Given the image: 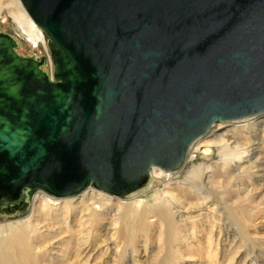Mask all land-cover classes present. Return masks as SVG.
I'll return each mask as SVG.
<instances>
[{
  "label": "water",
  "instance_id": "95a60500",
  "mask_svg": "<svg viewBox=\"0 0 264 264\" xmlns=\"http://www.w3.org/2000/svg\"><path fill=\"white\" fill-rule=\"evenodd\" d=\"M21 1L52 70L0 32V214L26 189L130 194L215 122L264 113V0Z\"/></svg>",
  "mask_w": 264,
  "mask_h": 264
},
{
  "label": "bare ground",
  "instance_id": "6f19581e",
  "mask_svg": "<svg viewBox=\"0 0 264 264\" xmlns=\"http://www.w3.org/2000/svg\"><path fill=\"white\" fill-rule=\"evenodd\" d=\"M2 10L6 14L3 15ZM9 18L25 32V42L31 50L43 47L48 51L46 57L52 65L45 33L36 25L21 0H0V27ZM262 114L215 122L206 134L190 145L182 164L185 166L181 180L174 177L176 173L153 166L147 184L156 181L161 186L159 184L160 188L155 190L151 203L131 198L130 202H122L118 197L114 202L105 195L96 196L94 189L107 192L94 186H88L75 198L68 199H64L66 196L53 197L39 189L32 198L26 217L0 223V264H106L108 250H113V259L116 253L113 264H123L129 247L141 250V258L148 259L149 264H179L182 258L194 257L186 254H190L191 247L198 246H190L189 238L177 235L180 230L178 222L191 212L197 213L194 217L200 223L208 220L220 227L224 241L229 239V246L236 244L235 239L240 236L242 243L246 236L242 233L246 230V214L237 212H246L251 202L250 196L255 190L251 183L264 184V161L260 162L264 158V121L256 118ZM212 148L217 154L213 163L192 161L197 154L208 157ZM232 184L238 195L236 202L220 196L224 187ZM105 208H113L112 218L109 226L99 230L105 217V212L100 209ZM154 224L163 226L165 233H174V237L164 243V249L162 247L144 256L148 249L146 241L142 239L140 247L137 243L140 238L149 236L150 227ZM212 230L210 226L206 242L208 250L205 256L209 260L217 259L220 240V234L212 240ZM179 238L181 242L177 243ZM109 240L115 241L113 249L108 244ZM213 242L215 249L211 250ZM256 244L260 245L259 242ZM239 248L240 245L237 246ZM234 257V254L229 256L225 264H233ZM256 258L258 264H264V247L259 248ZM92 260L94 262L91 263ZM141 262L136 258L131 261L132 264Z\"/></svg>",
  "mask_w": 264,
  "mask_h": 264
},
{
  "label": "rangeland",
  "instance_id": "374dc122",
  "mask_svg": "<svg viewBox=\"0 0 264 264\" xmlns=\"http://www.w3.org/2000/svg\"><path fill=\"white\" fill-rule=\"evenodd\" d=\"M2 13L4 15L6 14V11L2 10ZM0 32L8 33L16 38L17 42L19 43L17 52L20 55H23V56L34 55V54L44 55V56L48 55V51L45 50V48L43 47H39V50L38 49L31 50L27 42H25V37L27 35L20 27L14 24L11 18L8 19V22L6 24H3V23L1 24ZM44 36L47 39V36L45 34ZM44 69L46 71H50L52 69V65L49 62H47ZM256 118H258L257 121H264V114ZM250 119H253V118H250ZM232 122H235V121H232ZM216 158H217L216 149L212 148V151L208 157L205 158L201 154H197L196 156L192 157V161L197 162L199 160H204L206 162L213 163V160ZM263 161H264V158L261 159L260 162H263ZM184 166L182 165L181 168H178L176 170H169V171L173 172V174L176 173L174 177L178 180H181L183 176V172H184V171L182 172V169ZM147 183L142 188L130 193L133 195V197H131L132 195L130 194L123 195V196H118V195H113V194L111 195L108 193H102L101 191H98L96 189H94V193L96 196L105 195L114 202L118 201V199H116V197H118L120 198L122 202H130L129 198H131V200L141 199L143 201H147V203H151L153 199L155 198L154 197V194L156 192L155 190L158 189L160 182L153 181L151 184H147ZM251 185L255 186V190L252 196H250L251 202L249 206L246 208V212H242V211L237 212L239 215L246 214V222L244 223L246 230L242 231L243 234H246V236H244L245 240L243 238L242 243H241V236L236 237L235 239V241H237L236 244L229 246V242H228L229 239H227L226 242L224 241L225 237L222 235L223 232H220V227H218L216 224H212L208 220L200 223V220L194 217L196 216L197 213L191 212L192 214L184 215L182 217V220L178 222V226L180 227V230H179V233H177V235L179 234V236L182 235L183 238L185 237L189 238L190 246H194V245H198V246L191 247V249L189 250L190 254H186V255H193L194 257L182 258L181 260H179V264H225L226 259L232 254L235 255L233 264H258V261H257L258 259L256 258V255L258 254L259 248L264 247V184L261 185V183H251ZM88 186L93 187L91 183ZM38 190L39 189L25 190L26 194L24 197V203L22 207L12 214L0 215V223L4 221L15 222L18 219H23L24 217H26L30 211V207L32 204V198ZM173 191L174 193H176L175 189H173ZM236 192L237 191L232 184L231 186L229 185L227 187H224V190L221 191L220 196H224L230 199L231 201L236 202V198L238 196ZM80 193H82V191L76 194H71L69 196H66L64 197V199L66 198L68 199L70 197L75 198ZM52 196L54 197V195ZM112 207H115V206L113 205ZM100 210L105 212V217L100 224L99 230H101L104 226L106 227L109 226L111 218H112L113 208L111 209L105 208V209H100ZM194 226L196 227L194 228ZM210 226L213 228L211 232V234L213 235L212 240H214L215 236H218L220 234L219 246L217 249L218 250L217 259H214V260H209L205 256V253L208 250L206 246V242L208 240V236H210L209 234ZM182 228H183V231H182ZM233 232L234 231H232V233ZM148 235L149 236L147 237L140 238L139 242L137 243L138 247H140L142 239L146 241L148 249L144 256H147L150 253L161 249L162 247L164 249V246H163L164 243L168 239H172L174 237V233H170V234L165 233L164 227L159 226V224L152 225L150 227V232L148 233ZM234 235L236 234L234 233ZM253 241L255 242V244L253 243ZM180 242L181 240L179 238L177 243H180ZM258 242L260 243V245L256 244ZM108 244L110 245L111 249H113L115 246V241L112 242L109 240ZM238 245H240L239 249H237ZM212 249H215L214 242L212 243V246H211V250ZM236 251L238 252L236 253ZM142 254L143 252H141V250H137V249H134L133 247H129L125 253L123 264H132L131 261L134 258L140 259V261H142L141 264H149L148 259H145L144 257L141 258ZM115 255L113 259V250L112 251L108 250V253L105 255V260H108L106 264H113V261L116 258ZM211 258H213L212 253H211ZM92 262H94V260H92L91 263Z\"/></svg>",
  "mask_w": 264,
  "mask_h": 264
}]
</instances>
